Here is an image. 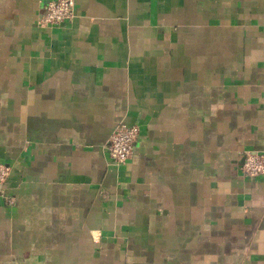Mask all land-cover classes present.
Wrapping results in <instances>:
<instances>
[{
  "label": "crops",
  "instance_id": "obj_1",
  "mask_svg": "<svg viewBox=\"0 0 264 264\" xmlns=\"http://www.w3.org/2000/svg\"><path fill=\"white\" fill-rule=\"evenodd\" d=\"M48 1L0 0V264H264V0Z\"/></svg>",
  "mask_w": 264,
  "mask_h": 264
},
{
  "label": "built area",
  "instance_id": "obj_2",
  "mask_svg": "<svg viewBox=\"0 0 264 264\" xmlns=\"http://www.w3.org/2000/svg\"><path fill=\"white\" fill-rule=\"evenodd\" d=\"M76 0H49L44 12L38 17L37 25L42 30L72 21L75 17ZM140 137V127L136 124L119 122L110 135L106 150L115 165L126 164L135 153L136 143ZM242 173L247 177L264 175V150L245 151L242 153ZM11 166L0 163V195L7 205H13L15 198L4 187L11 175Z\"/></svg>",
  "mask_w": 264,
  "mask_h": 264
},
{
  "label": "water",
  "instance_id": "obj_3",
  "mask_svg": "<svg viewBox=\"0 0 264 264\" xmlns=\"http://www.w3.org/2000/svg\"><path fill=\"white\" fill-rule=\"evenodd\" d=\"M242 162H243V159H242Z\"/></svg>",
  "mask_w": 264,
  "mask_h": 264
}]
</instances>
